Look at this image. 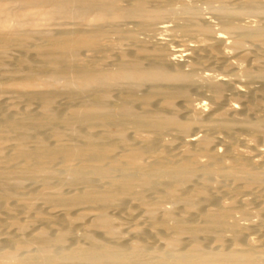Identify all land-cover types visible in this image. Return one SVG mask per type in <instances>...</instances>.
<instances>
[{
    "label": "bare ground",
    "instance_id": "bare-ground-1",
    "mask_svg": "<svg viewBox=\"0 0 264 264\" xmlns=\"http://www.w3.org/2000/svg\"><path fill=\"white\" fill-rule=\"evenodd\" d=\"M199 1L0 0V264H264V0Z\"/></svg>",
    "mask_w": 264,
    "mask_h": 264
},
{
    "label": "rangeland",
    "instance_id": "rangeland-1",
    "mask_svg": "<svg viewBox=\"0 0 264 264\" xmlns=\"http://www.w3.org/2000/svg\"><path fill=\"white\" fill-rule=\"evenodd\" d=\"M184 1H190V0H184ZM193 2H195V0H192ZM198 1V2H197ZM196 5H198V6H201V3H200V1L199 0H196ZM199 3V4H198ZM12 6V7H11ZM10 7L11 8H13V9H15L16 8V6L15 5H11ZM203 15V16H202ZM202 15H201V17H203V19L206 21V22H210L209 24L210 25H212L211 23H213V27H215V28H217V26H216V19H214V17L212 16V15H209V14H207L206 12H202ZM205 17V18H204ZM213 17V18H212ZM208 20V21H207ZM252 20H251V18L250 19H243L242 20V23H244V22H246V23H249L250 24V22H251ZM172 22H176V20H174V21H172L171 19H164V20H162V22L159 24L160 25V28L161 27H163V26H167V25H172ZM164 23V24H163ZM162 24V25H161ZM157 34L159 33L160 35H164V33L163 32H156ZM198 99H201V97L203 98L204 96H200V95H198V96H196ZM126 226V225H125ZM124 226V227H125ZM127 227H125V231H129V229H126Z\"/></svg>",
    "mask_w": 264,
    "mask_h": 264
}]
</instances>
